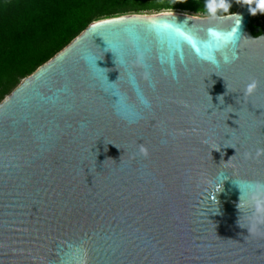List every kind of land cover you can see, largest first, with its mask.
Here are the masks:
<instances>
[{
    "label": "water",
    "instance_id": "1",
    "mask_svg": "<svg viewBox=\"0 0 264 264\" xmlns=\"http://www.w3.org/2000/svg\"><path fill=\"white\" fill-rule=\"evenodd\" d=\"M231 14L95 20L0 102V264H264V33Z\"/></svg>",
    "mask_w": 264,
    "mask_h": 264
},
{
    "label": "trees",
    "instance_id": "2",
    "mask_svg": "<svg viewBox=\"0 0 264 264\" xmlns=\"http://www.w3.org/2000/svg\"><path fill=\"white\" fill-rule=\"evenodd\" d=\"M230 3L229 13H233L238 0ZM205 4L206 0H0V102L95 20L163 10L228 14L224 0ZM251 16L250 29L256 36L262 34L264 29L256 33V27L264 14Z\"/></svg>",
    "mask_w": 264,
    "mask_h": 264
},
{
    "label": "clouds",
    "instance_id": "3",
    "mask_svg": "<svg viewBox=\"0 0 264 264\" xmlns=\"http://www.w3.org/2000/svg\"><path fill=\"white\" fill-rule=\"evenodd\" d=\"M224 2L225 4H227V8H225L224 11L228 13L229 15H234L236 17V22H235L236 35L240 36L238 29H239V25L241 22V17L237 14L229 13V8L231 7L230 0H224ZM238 2L248 5V11L251 15H256L258 12L264 14V0H238ZM253 4L255 5L254 7H253ZM205 7H207V0H206ZM224 59H225V62L227 63L228 62L227 57H225ZM256 87H257V82L255 80L251 81L245 87V94L246 95L252 94L255 91ZM223 177H224V173H221L220 176L217 178V183H221L223 180ZM234 183L240 189V193H241L240 198H239V204H240L242 196H243V189L239 182L234 181ZM255 186L261 190H264V183L256 182ZM261 203L264 204V202H261ZM257 210L259 211V208Z\"/></svg>",
    "mask_w": 264,
    "mask_h": 264
},
{
    "label": "flooded vegetation",
    "instance_id": "4",
    "mask_svg": "<svg viewBox=\"0 0 264 264\" xmlns=\"http://www.w3.org/2000/svg\"><path fill=\"white\" fill-rule=\"evenodd\" d=\"M261 27L264 29V21L261 22L260 27H256V29H258V32H259V29H260ZM263 33H264V32H263Z\"/></svg>",
    "mask_w": 264,
    "mask_h": 264
},
{
    "label": "rangeland",
    "instance_id": "5",
    "mask_svg": "<svg viewBox=\"0 0 264 264\" xmlns=\"http://www.w3.org/2000/svg\"><path fill=\"white\" fill-rule=\"evenodd\" d=\"M189 13H191V12H189Z\"/></svg>",
    "mask_w": 264,
    "mask_h": 264
}]
</instances>
